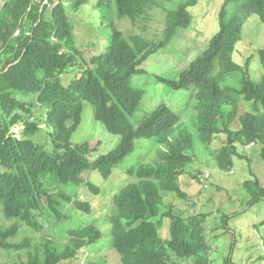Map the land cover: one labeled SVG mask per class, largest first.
<instances>
[{"label": "trees", "instance_id": "16d2710c", "mask_svg": "<svg viewBox=\"0 0 264 264\" xmlns=\"http://www.w3.org/2000/svg\"><path fill=\"white\" fill-rule=\"evenodd\" d=\"M111 1L96 0L95 6L104 10ZM114 1L120 18L126 17L133 26L151 18L150 11H165L162 37L155 41L131 32L126 36L111 24L107 45L86 58L76 45L64 0H4L1 4L0 165L4 170L0 172V249L26 255L10 264H63L84 255L101 236L94 222L68 230L65 243L40 238L32 244L30 236L19 243L10 239L20 222L36 232L50 225L47 214L57 221L65 219L63 210L70 203L89 210L86 201L57 184L75 188L90 171L107 178L133 151L136 141L144 138L160 146L153 160L127 169V182L110 199L106 217L111 247L122 264H178L188 259L192 264H208L212 248L206 230L209 214L184 215L183 209L165 198L187 197L179 179L188 173L208 188L200 180V169L188 170L198 160V144L209 150L215 136L226 135L212 151L224 171L232 168L234 155L245 156L239 147L254 141L264 144V45L257 51L263 68L257 82L248 75L249 59L240 65L232 58L246 18L255 13L264 23V0H224L217 15L218 29L204 50L176 78L157 76L171 89L192 88L186 105L194 102L189 120L194 133L182 124L181 114L163 102L135 118L143 92L131 85V78L145 72L143 62L171 45L177 32L191 24L189 7L199 0H184L172 9L165 5L171 0L164 4L163 0ZM86 2L73 0L69 8L77 10ZM232 3L236 8L229 12ZM76 68L80 69L78 77L63 85L61 76ZM232 78H239V87L225 84ZM83 101L91 104L94 119L107 132L118 135L104 154L93 156L94 149L86 140L70 141L81 120ZM241 101L250 103L253 111L239 115ZM35 107L41 112L35 113ZM236 119L240 126L232 129ZM19 124L22 129L16 134L12 128ZM45 134L51 150L33 139ZM260 153L264 158V146ZM86 183L98 192V187ZM242 186L250 195L249 205L264 196L258 179ZM13 218L16 221L8 223Z\"/></svg>", "mask_w": 264, "mask_h": 264}, {"label": "rangeland", "instance_id": "374dc122", "mask_svg": "<svg viewBox=\"0 0 264 264\" xmlns=\"http://www.w3.org/2000/svg\"><path fill=\"white\" fill-rule=\"evenodd\" d=\"M3 1L0 0V7ZM72 1L64 0V4L69 14L76 45L86 58L99 50L102 51V48L107 45L111 24L126 36L131 32L155 41L162 37L165 11L161 9L150 11L151 18L145 22H139L138 26H133L126 17L120 18L114 0L109 5H105L104 10L95 6L96 0H87L79 9L70 10ZM173 1L165 3L163 0V4L172 9L184 0H176L172 5ZM223 2L224 0H199L196 5L189 7L192 14L191 24L177 32L171 45L158 49L143 62L142 68L145 72L132 76L131 85L143 92L134 112L135 118L144 110L163 102L171 110L180 113L182 124L194 133L189 124L194 114V102L191 101L190 105H186V102L192 99L190 98L192 88L171 89L166 83L159 81L157 76L176 78L179 71L204 50L208 40L218 29L217 15ZM235 8L236 4L232 3L229 5V12ZM143 23H145V29L142 28ZM263 45L264 23L255 13H251L243 23L241 38L236 43L232 58L240 65L249 59L248 75L256 82L260 80L263 73L257 53ZM79 73L80 69H72L61 76V83L66 85L72 78L78 77ZM239 83V78L228 79L225 82L236 87H239ZM247 104L250 105V103L240 102L239 115L245 111H253ZM34 112H41V109L35 107ZM41 126L44 127V125ZM239 126V120L236 119L231 128L237 129ZM20 129L22 125L19 124L15 125L12 131L17 134ZM33 139L45 144L46 148L51 150L50 137L47 134L37 135ZM225 139V134L215 136L209 150L198 144L195 147L198 160L188 166L190 173L197 169L201 170V174L205 171L209 173V178L206 180L208 188L202 186L188 173L179 179L181 189L185 191L187 197L183 199L168 195L165 201L178 209H183L184 215L209 214L206 219V230H209L207 240L212 248L209 253L211 262L208 264H264V258H260L264 257V196L253 205H249L250 195L242 186L245 181L254 179H258L261 186H264V158L260 153L264 144L254 141L251 147H239L238 152L246 157L234 155L231 170L224 171L217 166L215 153L213 154L212 151L220 147ZM85 140L94 149L93 156L106 153L118 140V135L107 132L102 123L94 119L92 106L87 101H83L81 120L73 131L70 141L72 144H77ZM157 146L160 145L146 138L137 140L133 151L114 167L107 178L102 177L97 171H90L84 174L85 181L75 188L68 184H57L62 190L73 191L75 197L80 195L77 199L86 201L89 204V210L76 208L70 203L63 210L65 219L57 221L58 219L46 213V222H51L50 225H43L36 232H31L29 227L20 222L16 235L10 240L19 243L24 237L30 236L32 244H37L40 238L65 243L68 230L81 228L94 222L101 233L100 238L90 245L80 258L65 261L63 264H122L118 254L111 247L110 223L106 217L107 210L110 208L109 202L127 182L129 177L127 169L153 160ZM150 151L151 153L146 157ZM3 170L0 165V172ZM86 182L98 187V192L91 191ZM15 221L16 219L13 218L8 220V223ZM25 257L23 251L0 249V264H10ZM190 260H178L177 263L192 264Z\"/></svg>", "mask_w": 264, "mask_h": 264}, {"label": "clouds", "instance_id": "9594fccd", "mask_svg": "<svg viewBox=\"0 0 264 264\" xmlns=\"http://www.w3.org/2000/svg\"><path fill=\"white\" fill-rule=\"evenodd\" d=\"M14 33H15V32H14ZM16 35H17V34H16ZM253 144H254V143L252 142V143H250L249 145L242 146V147H245V148H247V147H251ZM230 170H231V169H230ZM230 170H229V171H230ZM206 175H207V176H206ZM208 178H209V173H208L207 171H205L204 173H202L200 180L206 182V180H207ZM204 187H206V184H205ZM79 196H80V195H78L77 198H78Z\"/></svg>", "mask_w": 264, "mask_h": 264}, {"label": "built area", "instance_id": "2783aa9c", "mask_svg": "<svg viewBox=\"0 0 264 264\" xmlns=\"http://www.w3.org/2000/svg\"><path fill=\"white\" fill-rule=\"evenodd\" d=\"M18 33V30L17 31H15V33H14V35H16ZM207 176V175H206Z\"/></svg>", "mask_w": 264, "mask_h": 264}]
</instances>
